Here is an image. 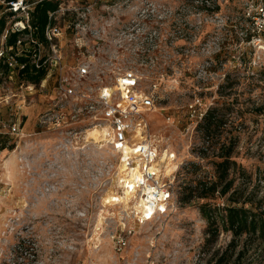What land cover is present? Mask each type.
<instances>
[{
    "label": "rangeland",
    "instance_id": "obj_1",
    "mask_svg": "<svg viewBox=\"0 0 264 264\" xmlns=\"http://www.w3.org/2000/svg\"><path fill=\"white\" fill-rule=\"evenodd\" d=\"M116 1L120 12L123 0H97L92 14L97 25L117 14L105 9ZM157 2L169 10L149 19L157 38L137 58L120 59L115 67L132 66L146 85L160 82L157 109L147 115L144 134L155 140L159 153L169 148L176 155L178 166L171 173L162 165L163 186L171 191L167 210L139 219L133 202L121 197L123 187H117L118 154L107 141L87 137L95 125L67 137L41 124L54 95V70L36 69L42 77L34 82L24 69H9L0 60V264H207L229 241L230 233H222L208 246L207 221L199 208L204 200L183 204L180 199L191 180L215 179L213 161L223 141H231L234 158L253 174L254 183L258 169L264 170V30L255 31L244 15L252 0ZM130 17L124 10L122 25ZM73 18H57L69 64L75 32L64 23ZM16 19L9 0H0V43ZM113 50L107 39L103 55ZM30 84H35L32 91ZM196 97L207 112L215 108L225 115V130L214 141L204 134L202 121L193 125L189 105ZM261 188L264 192L263 182ZM142 193L133 198H143Z\"/></svg>",
    "mask_w": 264,
    "mask_h": 264
},
{
    "label": "built area",
    "instance_id": "obj_2",
    "mask_svg": "<svg viewBox=\"0 0 264 264\" xmlns=\"http://www.w3.org/2000/svg\"><path fill=\"white\" fill-rule=\"evenodd\" d=\"M42 1L9 0L10 10L18 14L19 19L2 33L0 60L7 63L9 69L17 71L28 65L35 69L54 70V95L50 98L49 108L40 116L41 124L67 137L74 133L82 134L83 127H106L105 140L118 154L120 161L126 146L133 152L127 160L129 166L137 159L141 160V174L135 180V187L138 188L137 192H143L142 197L153 207L151 217L143 218H152L157 211L165 212L171 191L163 186L162 167L159 174L150 170L151 163L160 155L158 147L147 139L139 141L134 137L136 128H142L143 134L148 129L147 115L157 109L160 82L152 80L146 85L143 75L132 66L115 65L120 59L137 58L144 51L146 43L157 38L159 33L148 25L149 19L152 15L159 16V13H168L169 10L157 0H139L140 4L130 6L131 0H123V9L118 7L119 12L115 7L120 2L116 1L115 6L109 5L105 9L117 14L100 26L92 19L97 0H87L84 6L67 5L65 0H51L56 1L58 7L48 12L42 38L38 26L33 22V12ZM124 10L131 11V17L122 25ZM203 10L207 11L206 8ZM58 15L74 17L73 21L64 23L66 29L75 32L72 41L74 62L71 64L59 42L63 36V26L57 23ZM244 15L253 20L255 31L260 33L264 30V0H252ZM11 33L17 34L13 44L8 43ZM107 39L112 41L115 50L105 57L102 51ZM41 85L44 86L43 82ZM28 87L32 91L35 84ZM189 112L195 120L193 125L203 121L207 109H203L201 98L196 97L190 103ZM121 239V243L125 242L124 238Z\"/></svg>",
    "mask_w": 264,
    "mask_h": 264
},
{
    "label": "trees",
    "instance_id": "obj_3",
    "mask_svg": "<svg viewBox=\"0 0 264 264\" xmlns=\"http://www.w3.org/2000/svg\"><path fill=\"white\" fill-rule=\"evenodd\" d=\"M58 7L56 1L44 0L35 8L33 22L38 26L41 37L48 20V12ZM4 26L2 22L1 28ZM17 34L11 33L8 43L16 42ZM24 58H22L23 60ZM33 66L24 70L30 81H39L42 73ZM225 115H219L216 109H209L201 122L204 134L214 141L216 135L225 130ZM215 166V179L199 178L186 183L182 189L180 201L190 204L195 200H204L199 208L207 221L206 244L211 246L222 233L231 237L222 248L215 249L207 264H256L264 259V170L258 169L259 178L253 180V174L233 156L231 141L220 145ZM262 192V194H261ZM222 197L226 202L221 205L211 200Z\"/></svg>",
    "mask_w": 264,
    "mask_h": 264
},
{
    "label": "bare ground",
    "instance_id": "obj_4",
    "mask_svg": "<svg viewBox=\"0 0 264 264\" xmlns=\"http://www.w3.org/2000/svg\"><path fill=\"white\" fill-rule=\"evenodd\" d=\"M106 133L107 128H101L98 126H94L87 129V137L89 139H94L95 142H102L106 139ZM134 137L139 140L143 141L146 139V135L143 134L142 128H136V132ZM154 139L152 138L150 142H152ZM155 141V140H154ZM106 142V140H105ZM124 155L122 161H120V171L116 175V182L117 187L122 188V196L126 203L133 202L134 209L140 213L138 215L139 219L143 217H151L153 213V207L149 206L144 198L141 199H134L138 188L136 186V178L140 176V166H141V160L137 159L134 161V164L132 166H129L127 163V160L131 155L133 154L132 150L129 146H126L123 149ZM175 153L169 152V148H165L160 151V155L157 160H153V162L150 165V170L154 173H160L162 165L165 166V174L171 173L173 170H175L178 166V162L175 160ZM145 162V161H144ZM180 162V161H179ZM164 169V168H163ZM162 169V170H163ZM116 190H114L113 194H116ZM164 195H162L163 198ZM136 198V197H135ZM162 206L164 204L162 203Z\"/></svg>",
    "mask_w": 264,
    "mask_h": 264
}]
</instances>
